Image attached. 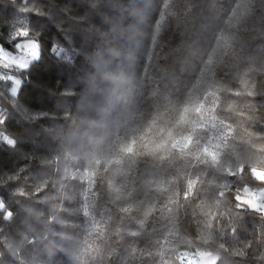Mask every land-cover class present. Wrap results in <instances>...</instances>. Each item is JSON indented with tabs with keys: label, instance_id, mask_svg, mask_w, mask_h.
<instances>
[{
	"label": "trees",
	"instance_id": "obj_1",
	"mask_svg": "<svg viewBox=\"0 0 264 264\" xmlns=\"http://www.w3.org/2000/svg\"><path fill=\"white\" fill-rule=\"evenodd\" d=\"M21 24L0 264H264V0H0V46Z\"/></svg>",
	"mask_w": 264,
	"mask_h": 264
},
{
	"label": "snow or ice",
	"instance_id": "obj_2",
	"mask_svg": "<svg viewBox=\"0 0 264 264\" xmlns=\"http://www.w3.org/2000/svg\"><path fill=\"white\" fill-rule=\"evenodd\" d=\"M37 11H39V9H37ZM42 14L43 13H41V15ZM28 36L29 32L25 29L23 24H21V30L13 31L12 38L17 40L15 48L21 51L23 54L19 57H7L6 62L3 65L4 68L15 66L17 70H26L31 60L39 59L40 45L34 38L28 40L17 39ZM0 51H3L2 46H0ZM51 52L55 53L57 56H60L61 53L65 52V50L63 48H58L55 44H53ZM63 58L69 63H72L73 61V56L68 55L67 53H65ZM0 79H7L12 81L11 95L15 96L17 94V90L21 85V80L10 72H6L0 75ZM0 123H3V121H0ZM3 140L6 142L7 146L15 148L17 142L14 139L9 138L8 136H4ZM0 213H3V220L5 221H11L13 219L14 211L11 207L8 206V203L4 201L2 197H0Z\"/></svg>",
	"mask_w": 264,
	"mask_h": 264
},
{
	"label": "rangeland",
	"instance_id": "obj_3",
	"mask_svg": "<svg viewBox=\"0 0 264 264\" xmlns=\"http://www.w3.org/2000/svg\"><path fill=\"white\" fill-rule=\"evenodd\" d=\"M23 53L21 52V51H19V50H17V51H14V52H12V51H10V50H8V49H5V48H3V51H0V57L2 58V59H4V61L6 62V58L7 57H11V56H17V57H19L20 55H22ZM36 60H39V59H36ZM36 60H31L30 61V63H29V66L34 62V61H36ZM28 66V67H29ZM14 68H15V66H13ZM17 69V68H16ZM12 73H14V72H12ZM14 75V74H13ZM14 76H16V75H14ZM17 77V76H16ZM20 89V88H19ZM18 89V90H19ZM18 90H17V92H18ZM264 196V194H261V193H258L257 194V198H255V199H252V200H249V199H247V198H244V197H242L241 198V200H243V201H246L247 203H249L250 204V206L251 207H253L255 210H259V211H261V212H264V201L261 199L262 197ZM215 256V255H214ZM199 259H197V261H198ZM196 261V262H197ZM198 263V262H197ZM196 263V264H197Z\"/></svg>",
	"mask_w": 264,
	"mask_h": 264
},
{
	"label": "built area",
	"instance_id": "obj_4",
	"mask_svg": "<svg viewBox=\"0 0 264 264\" xmlns=\"http://www.w3.org/2000/svg\"><path fill=\"white\" fill-rule=\"evenodd\" d=\"M202 254L201 251H197V252H191V251H187L184 252L181 256H180V263L182 264H196L197 259H199L200 255Z\"/></svg>",
	"mask_w": 264,
	"mask_h": 264
},
{
	"label": "crops",
	"instance_id": "obj_5",
	"mask_svg": "<svg viewBox=\"0 0 264 264\" xmlns=\"http://www.w3.org/2000/svg\"><path fill=\"white\" fill-rule=\"evenodd\" d=\"M261 174H264V170H256L255 171V175L256 177L261 178ZM262 199V198H261ZM216 257L206 254V253H202L199 257V260L197 261V264H216Z\"/></svg>",
	"mask_w": 264,
	"mask_h": 264
},
{
	"label": "clouds",
	"instance_id": "obj_6",
	"mask_svg": "<svg viewBox=\"0 0 264 264\" xmlns=\"http://www.w3.org/2000/svg\"><path fill=\"white\" fill-rule=\"evenodd\" d=\"M261 178L264 179V174H261Z\"/></svg>",
	"mask_w": 264,
	"mask_h": 264
}]
</instances>
